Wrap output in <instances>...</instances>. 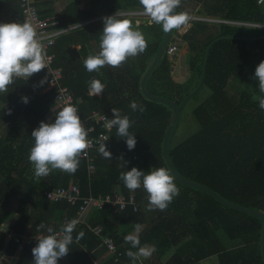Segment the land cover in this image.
I'll list each match as a JSON object with an SVG mask.
<instances>
[{
	"label": "trees",
	"instance_id": "trees-1",
	"mask_svg": "<svg viewBox=\"0 0 264 264\" xmlns=\"http://www.w3.org/2000/svg\"><path fill=\"white\" fill-rule=\"evenodd\" d=\"M21 2L0 0V15L9 7L16 16L11 22L23 23ZM52 2L40 0L42 17L55 16ZM206 6L208 16L221 15L220 20L227 22L264 26V5H258L257 0H214L206 1ZM134 10H142L139 0H88L84 5L78 0L71 2L57 15L56 28H75L60 35L50 53L55 55L52 67L61 69V84L72 93L82 116L88 118L99 112L112 119V109L118 108L122 115L134 121L129 131L135 134V148L129 150L126 138L118 137L113 128L109 132L112 157L105 159L99 153L98 171L92 178L82 158L75 174L55 170L47 177L36 179L28 160L34 145L31 133L41 121L54 122L59 109L53 107L55 90H48L49 77L44 70L26 81L17 80L7 94H0V125L8 128L0 138V230L11 222L22 235L47 234L46 229L37 233L41 222L53 227L54 232L60 230L66 221L80 218L83 202L76 205L51 202L45 192L77 185L83 198L121 192L126 198L135 197L140 208L137 213L132 208L115 211L111 206L88 211L73 232L75 236L84 233L82 243L71 244L68 255L58 264H131L125 255L131 246L124 242V236L134 231L136 223L143 225L141 246L156 247L151 258L141 264H203L213 256H218L220 264H264V220L234 210L210 193L184 184L169 168L163 143L175 110L151 99L143 90V80L165 39L162 26L143 20L139 30L148 42L147 49L123 66L104 67L99 73L85 69L83 60L99 51L104 18ZM119 18L130 19L134 26L139 20L132 16ZM196 24L200 29L207 26ZM218 26V33L202 47L192 43L188 81L175 77V63L166 50L148 81V88L155 95L176 101L182 111L192 98L199 97L204 87L211 89L210 96L194 111L199 132L174 145L181 111L169 141V157L186 180L208 187L236 207L264 216V110L252 99L253 95H261L259 81L254 77L256 67L264 61V29L225 23ZM193 29L186 40L196 35ZM45 77L47 82L40 84ZM93 78L106 86L101 96L88 94ZM231 81L240 83L243 89L233 94L229 89ZM25 96L27 103L23 101ZM133 100L146 111L134 112L130 108ZM52 112L54 116L48 121ZM102 131H107L103 123L97 124V132ZM133 167L145 173L159 167L169 170L180 193L166 210L149 211L148 194L143 187L131 192L124 186L120 173ZM15 200L17 208L13 210ZM98 226L104 228L102 236L94 232ZM103 237L115 241L118 253H109ZM35 246L27 244L21 250L19 244L7 243L6 235L0 231V264L6 256L10 262L5 264H33Z\"/></svg>",
	"mask_w": 264,
	"mask_h": 264
},
{
	"label": "clouds",
	"instance_id": "clouds-1",
	"mask_svg": "<svg viewBox=\"0 0 264 264\" xmlns=\"http://www.w3.org/2000/svg\"><path fill=\"white\" fill-rule=\"evenodd\" d=\"M30 4L31 0H25ZM264 0H258V3ZM142 6V15L147 18L148 24L161 25L164 32L180 31L189 24L190 17L187 12H177L182 0H139ZM104 27L100 36L99 51L89 54L83 60V65L88 72H100L104 67L118 68L123 66L130 58H135L144 53L148 42L139 22L127 18H119V13L104 18ZM47 50L41 42L35 27L25 20L23 23H0V94H7L9 87L17 80H28L33 74L48 68ZM259 81V93L252 99L258 102L259 108L264 110V61H261L255 70V77ZM47 82V77L40 84ZM99 79L93 78L89 82L88 94L95 96L105 89ZM25 103L28 97H23ZM130 108L141 113L146 108L135 100L130 103ZM114 118H105L103 127L111 132L116 129V135L126 138L129 150L136 146L135 134L129 129L134 124L127 115H122L118 108H113ZM81 121L78 109L73 105H66L56 114L52 123L41 121L31 133L34 145L30 148L28 160L31 163L36 179L47 177L51 172L59 170L66 174H75L79 168L80 160L88 156V149L93 142L88 139V132ZM109 137H102L97 151L105 158L111 159L112 153L104 141ZM123 158V157H122ZM125 167V165H121ZM119 179L131 192L143 187L148 194L149 211H164L173 199L179 195L180 189L174 182V177L165 167H159L145 173L133 167L131 170L121 172ZM78 221H66L59 232H54L53 227L41 222L37 226V233L46 229L47 234H38L37 245L32 249L33 264H58V261L67 256L70 245L73 244V232ZM143 225L136 223L134 231L124 236V242L131 247L125 255L130 258L131 264H137L141 258L149 259L156 251L154 245L141 246L140 233ZM84 233L75 237L78 242ZM132 249H137L133 251Z\"/></svg>",
	"mask_w": 264,
	"mask_h": 264
},
{
	"label": "built area",
	"instance_id": "built-area-1",
	"mask_svg": "<svg viewBox=\"0 0 264 264\" xmlns=\"http://www.w3.org/2000/svg\"><path fill=\"white\" fill-rule=\"evenodd\" d=\"M40 0H31V3L28 4L25 0H22L21 6L23 10V19L28 20L34 27L43 43L44 47L47 50L48 54V68L43 69L46 73V76L49 77L48 80V90H55L54 95V106L61 110L66 105H73L78 109V114L81 118L82 123L84 126L90 131L88 132V139H90L93 144L90 149H88V156L83 158L86 160L88 165L89 176L92 178L98 171V159H99V152L97 151L99 147L98 141L102 139V137H109L104 143L106 144L108 150L113 148V141L111 134L108 131L97 132V124L103 123L105 118H108L106 114L94 112L90 117L84 118L81 114L80 107L75 102V99L70 93V91L63 87L61 84V80L63 78L61 69H54L52 67L54 54L50 53L51 47L55 45L56 39L69 31H71L74 26H70L68 28L58 29L56 28L59 25L58 16L52 17H42L38 3ZM258 3V0H257ZM258 5H264V2L258 3ZM143 10H138V12H126V13H119V16H132V17H143L142 15ZM190 20L193 21H203V22H215L218 24L225 23V24H233V25H240L244 27H251V28H260L264 29V26H257V25H250V24H241V23H231L224 20H217L205 17H192L189 16ZM145 18V17H143ZM179 47L175 44H170L168 46V53L170 55H174L178 52ZM109 119V118H108ZM45 196L51 202H67L71 205H76L77 203L83 202L80 218L77 219L78 224L82 223L84 215L93 209L103 210L106 206H111L113 210L124 212L127 211L128 208H132L135 213L139 211V204L137 203L135 197L126 198L122 195L121 192L114 193L113 196H101L99 198L96 197H89L83 198L82 189L77 185H72L70 187H59L53 190H49L45 192ZM13 223L5 224L1 228V232L6 235L7 243L15 242L19 244L20 249L23 250L25 245L32 244L37 245L38 235H22L16 232L14 229ZM59 232V230L55 231ZM94 232L102 236L104 232V228L98 226L94 229ZM43 234V233H41ZM75 235L73 233L74 242L73 244H81L82 238L76 242ZM104 245L106 246L107 250L111 254H115L118 251L115 241L110 237H103ZM118 253V252H117ZM14 264V263H9Z\"/></svg>",
	"mask_w": 264,
	"mask_h": 264
},
{
	"label": "rangeland",
	"instance_id": "rangeland-1",
	"mask_svg": "<svg viewBox=\"0 0 264 264\" xmlns=\"http://www.w3.org/2000/svg\"><path fill=\"white\" fill-rule=\"evenodd\" d=\"M206 1L211 3L214 0H182V4L180 8L182 9V12H187L189 16L198 17L201 14V17L205 18H211V19H222L221 15L216 16H208L206 14ZM145 17V16H143ZM138 17V18H143ZM145 19H147L145 17ZM2 19H0L1 21ZM190 22V21H189ZM8 23V22H7ZM219 24L215 22L208 23L205 29H200L199 26H193V32L194 34L193 39L189 40L191 42L185 43L179 40L177 35L179 34L178 31L174 30L172 41H170L169 44H175L178 45V43H181V46L179 47L178 52L175 55H172L173 62L175 63V66L173 68V73L175 77L179 79V81H188L191 78V69H190V52H191V46L192 43H194L196 46L202 47L205 43H207L212 37H214L218 31H219ZM190 25H187L185 28L181 30L182 32H186L187 29H189ZM195 30V32H194ZM230 91H232L233 94L239 93L240 90L243 89V86L236 82L231 81L229 85ZM211 94V89L208 87H204V89L201 91L198 98H192L188 104L186 105L185 109L182 111L181 120H180V127L179 130L176 132L175 135V141L174 145H177L181 143L182 141L186 140L193 134L199 132L200 130V124L197 120L194 111L197 107H199L203 101H205ZM8 128L5 127L4 124L0 125V138L2 135H6L5 131ZM17 208V200L13 203V210ZM12 223V222H11ZM145 259L141 258L137 264H141ZM203 264H220L218 256H213L203 262Z\"/></svg>",
	"mask_w": 264,
	"mask_h": 264
},
{
	"label": "water",
	"instance_id": "water-1",
	"mask_svg": "<svg viewBox=\"0 0 264 264\" xmlns=\"http://www.w3.org/2000/svg\"><path fill=\"white\" fill-rule=\"evenodd\" d=\"M173 32H174V30H172L170 32H166L165 39L163 41V44H162V46L160 48V51H159L157 57H156V60L152 64L151 68L149 69V71L147 72V74H146V76H145V78L143 80V90H144L145 94L148 97H150L151 99H154V100H159L161 102H164V104L172 106L174 108V110H175V116H174L173 122H172V124H170V127H169V129H168V131L166 133V136H165V139H164V143H163V151H164V155H165V158L167 160V163L169 165V168H170V170H172V172L175 175V177L179 181L183 182L184 184L190 185V186H193V187H196V188H199V189H202V190L210 193V195L214 196L220 202H222L223 204H225L226 206H228V207H230V208H232L234 210H237V211L242 212V213L250 214V215L256 216V217L264 220V216H262V215H260V214H258L256 212H253V211H250V210H246V209H243V208L236 207V206L232 205L231 203L227 202L222 197H220L218 195V193L212 191L208 187L200 185V184H198L196 182H192V181L186 180L185 178H183L178 173L177 169L175 168V166L173 164L172 159H170V157H169V154H168L169 141H170V138H172L173 133H174V131H175L176 127H177V124L179 122L181 111H182V107H179L177 102L172 100V99L164 98V97L155 95L152 92H150V90L148 88V81L151 78V76L153 75L154 71L157 69V66L159 65L163 55L166 53L168 45H169L170 41H172ZM262 249H264V235H262Z\"/></svg>",
	"mask_w": 264,
	"mask_h": 264
},
{
	"label": "crops",
	"instance_id": "crops-1",
	"mask_svg": "<svg viewBox=\"0 0 264 264\" xmlns=\"http://www.w3.org/2000/svg\"><path fill=\"white\" fill-rule=\"evenodd\" d=\"M45 1H49V0H45ZM74 1H77V0H53V2H52V6L54 7V13H55V16H57V15L59 16L60 13L62 12V10L65 9V7H66L67 5H69L71 2H74ZM78 2H81V4L84 5L85 3L88 2V0H78ZM142 10H143V9H142ZM134 12H138V10H134ZM195 16H197V15H195ZM106 17H107V16H106ZM199 17H201V14H200ZM15 18H16V16H15L13 10H12L11 8H9V7L4 8L2 14L0 15V19H2L1 21H4L5 23H7V22L9 23V22H11V21H13V20H16ZM138 19H139V20H137V21L139 22V26H140L142 23H144L145 20H147V19H145V18H138ZM143 20H144V21H143ZM219 20H220V19H219ZM189 21H190L189 24H188V25H190L189 29H187L186 32H182V33H181V30H180V31H178L179 34L177 35V37L179 38V40H181L182 42H185V43H189V41L186 40V37H187V35L189 34L191 28H192L193 26H195V25H198V24H196L197 22H199V23H205L206 25H208V22H203V21H193V20H189ZM210 23H211V22H210ZM179 44H180V45H179ZM178 45H179V47H180V46H181V43H178ZM178 45H177V46H178ZM174 55H175V54H174ZM182 82H183V81H182ZM101 94H102V93H101ZM101 94H98V95H95V96H101ZM53 107H55V106L53 105ZM53 116H54L53 112L50 113L49 116H48V121H50V120L53 118ZM8 259H9V258L6 256V257H5V261H4L3 264L10 262V260H8Z\"/></svg>",
	"mask_w": 264,
	"mask_h": 264
}]
</instances>
